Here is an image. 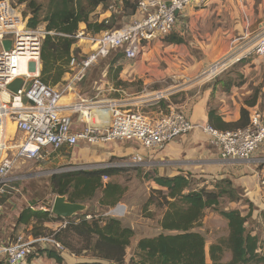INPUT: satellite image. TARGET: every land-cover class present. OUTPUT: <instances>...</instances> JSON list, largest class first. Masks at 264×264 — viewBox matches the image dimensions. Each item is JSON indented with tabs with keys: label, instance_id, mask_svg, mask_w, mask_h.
Listing matches in <instances>:
<instances>
[{
	"label": "built area",
	"instance_id": "obj_1",
	"mask_svg": "<svg viewBox=\"0 0 264 264\" xmlns=\"http://www.w3.org/2000/svg\"><path fill=\"white\" fill-rule=\"evenodd\" d=\"M211 1L138 0L134 14L121 28L95 35L77 31L68 63V71L72 74L69 84L80 82L87 71L113 51H121L127 60L136 59L145 44L162 41L173 33L178 16L186 7L206 8ZM262 25L259 35L262 38L256 46V53L264 57V23ZM46 35L53 33L46 31L45 24L28 28L21 13L8 0H0V94L7 96V100L0 101V200L10 194V190L18 192L8 177L17 160H39L50 152H59L63 148L73 150L81 144L134 142L145 150L155 151L197 127L218 146L219 158L225 162H251L254 154L264 148V110L259 109L249 112L246 127L226 131L217 130L210 124L194 126L176 108H170L154 118L143 112L126 111L117 104L110 106L113 109L108 120L100 117L96 125H90L83 114L89 111L82 104H62L69 84L59 88L40 79V54ZM4 41L11 43L9 51L4 50ZM83 46L87 47L85 51ZM228 60L226 56L215 62L205 73L216 76L228 67ZM16 79H21L22 85L13 94L6 87ZM6 119L15 125L17 133L25 137L21 144H12L16 149L13 160L6 153H9L10 144L15 140H3L7 139L4 136ZM129 158H122L120 165L141 167L137 157ZM260 161L264 164V158ZM261 185L264 186V181ZM3 210L0 201V216ZM122 211L123 206H117L110 210L109 215L119 217ZM36 244L43 246L40 251L62 253L65 250L54 238L30 237L26 240L18 236L0 247V261L4 264H24L30 256L38 254ZM45 245L50 249H46Z\"/></svg>",
	"mask_w": 264,
	"mask_h": 264
},
{
	"label": "rangeland",
	"instance_id": "obj_2",
	"mask_svg": "<svg viewBox=\"0 0 264 264\" xmlns=\"http://www.w3.org/2000/svg\"><path fill=\"white\" fill-rule=\"evenodd\" d=\"M8 1L14 8H16L19 11V13H21L23 19H25L26 22L29 18H31L30 12L28 10V5L31 2H36V4L38 3L42 6L40 19L43 18V15L47 10V3H48V0H8ZM237 1L242 3V6L239 7L236 5V2H234V6L236 9L240 8L245 11H248V6H247L248 0L245 1L237 0ZM212 4L214 3L211 2V5L209 4L210 6L208 7L210 8V11L208 13H211V11L214 9L212 12L214 13V17H212V19L210 20L211 25L206 24L205 27H200V28L202 29L204 35L205 34L212 35L215 32L219 31V35H217V37H219L218 39H221V41H224V38L227 39L226 36L227 28H230L231 25L235 23L236 20V18L232 19L230 16V14L234 12V10L232 6L226 7L225 2H222L220 5L217 6L215 5L212 6ZM261 4H262V0H254V7H253L254 14H260L258 10ZM132 6H134L132 0H130V3L128 5H125V3L122 0H108L106 3V10H102V7H97L90 15V20L94 22L96 19L99 18L98 13H105V11H108L111 13L109 15V19H110V22L108 24V26L110 27L109 30H116L129 22L131 15L128 14L131 13L133 9ZM25 14L27 15L26 18H24ZM217 14L219 15V17H216ZM263 20L258 21L257 24H259ZM38 26L41 27L44 26V24L41 23ZM262 26L263 25L260 24V28L256 29L254 33L249 34L252 37L254 36L257 37V40H255L256 42L254 48L255 51L257 44L262 38V35L259 36L261 33ZM197 27L199 28L198 24ZM243 34L242 36L239 35V37L240 36L241 37L236 39H243V37H245L243 36ZM191 35H192L191 33H188L185 35V37L183 38L181 37L182 43L184 42V45L187 48L194 47L192 45L194 41ZM172 37L177 38L178 35L177 36L174 35ZM234 37H237V34L233 35L231 38L234 39ZM230 39H227L225 41L228 42ZM232 39L230 43L232 42ZM203 41L204 42L208 41L207 44H205V47H207L206 50H209L210 47L209 44H211L210 39L204 37ZM212 41H214V39ZM162 43H168V42H166V40L164 39ZM215 46L216 45H213V48ZM228 46L229 45H227V48ZM194 49L195 50L193 49L187 50L189 56H187L184 59L186 64L192 63L193 59H196L198 61L199 59H201V49L200 48L196 49L195 47ZM211 51H213V49H211ZM122 55L123 53L121 51L111 52L106 58L100 60L89 71H87L84 78L80 82L76 83V87L81 90L82 97L88 98L89 103H91L94 107V111L99 110V109L95 110V108H110L111 105L117 104L120 105V107H122L124 110L130 108V110L132 111L144 113V111L140 110L139 108H136L139 106L138 104L130 105L131 103L134 102H129L130 99L129 94L131 92L142 91L143 84L139 83L138 79H136L131 83L128 82L123 83L120 79L121 69L119 70L118 68H121V66L119 64L123 63L122 66H125L126 64L132 65V63L134 62V61L127 62V60L124 59H123L124 61H119L122 58ZM226 55L227 54L225 53L222 56H220L221 58L219 57V59L216 62L224 59ZM136 60H140V58H137ZM262 60L263 63L260 65L261 66L260 71L259 72L257 71V73L253 71V73H250L249 77H247L248 80L246 79V83H249L248 88L249 91L251 92V95L244 100V102L246 101L245 102L246 104L252 103V101L256 103L258 98L255 96V94L257 92L261 93V101L258 106L259 110L262 109L264 110V59ZM241 69L242 68L239 66H231L230 68L227 67L225 70L220 72L218 77L226 78V76L231 75L234 76L235 78L232 79L235 80L234 82L236 83L244 82L243 75H241ZM206 70H208V68ZM206 70L204 72L203 70H194L192 71V74H189L187 77L190 80H192V82L195 83L199 82L200 79L208 78V75L205 73ZM256 74H258L259 77L257 82L260 81L261 79H263V81L255 86L252 80L256 78L255 77ZM191 90H193V88ZM68 93L69 92L67 91L64 93V95ZM2 97L3 95L0 94L1 100L6 99L5 96L3 98ZM189 97H192L191 93H189L188 98ZM62 102H65L64 99H62ZM66 102L69 103V100L68 101L66 100ZM100 110H105V109H100ZM94 120L95 122L98 121L96 118H94ZM248 120H249V114H248ZM6 132L7 134L5 133L4 136H7V139H3L4 142L5 140L8 141L10 139L15 140L10 144V147L12 146V144L15 145L17 144V142H20L23 138L22 134L16 132L15 125L12 122H9V124L7 125ZM114 144L122 145L127 143H114ZM15 150L16 149L12 146L9 153H6V155L8 154L9 158L12 160L14 159ZM67 150H62L59 152H50L39 160L26 161V162H21L20 160H17L14 163L12 170L8 174V177L12 181L11 185L14 188H16L18 192L16 193L10 190L11 193L5 195L0 200L3 203V207H4L3 212L5 211L7 213L6 214L4 212L5 214H3L1 219L2 221L6 220L7 222H9L8 224L10 228V233H8L9 236H7L3 240V242L0 244V247L6 245L9 241H13L18 236H22L26 240H28V238L30 237L54 238L56 236L58 239H60L61 242L60 244H63L62 246L65 249L63 252L70 255L72 259H75L79 262L92 261L94 259L92 253L84 249L86 246L85 239L80 238L74 233L73 230L74 226H71L69 224L71 220L69 221L66 218L63 219L60 217H56L51 213L49 222H43L41 224H37V227L34 228L33 226L32 227L22 226L17 224V218L23 209L28 208L30 206L33 207V209H39V210L51 212L53 201L55 197L58 196L53 194L50 188V178L55 174H61L66 171L73 172V171H89V170H100V169H119L121 170V172L118 175L112 178L108 177V179L107 178L102 179V184L106 185L107 183L112 182L120 185L124 189L120 202L126 204L127 207H124L123 204L120 205L116 204L114 207L108 209L105 207H100L99 204H97L98 198H100V195L102 196V193L100 191L97 192V194L94 196L92 200H90L84 205L86 207L85 212L95 214L96 218H101V217L104 218V216H110L109 215L110 210L116 208L117 206H123V211L121 213V216L119 217L113 216V217L119 219L123 227L130 228L134 233L131 239V244L126 249V255L124 259L125 264H128L130 262V258L132 256L135 257L134 252L138 242L141 239L152 238L163 233V231L160 228V221L166 211V208H165V204L159 205L158 203L159 202L158 200H161V198L158 196V194L155 193V190H159V188L153 182L154 176L149 171L146 172V169H142L141 167L121 166L120 165L122 163L121 159L110 157L109 159L104 160L103 157H100L99 155H96L97 159H94L93 161L89 162L87 165H72L70 162V157L73 150H68V151ZM64 151L68 152V154L65 153ZM2 156H4V154H2ZM239 163L240 164H238L237 166L235 164L233 165L232 163L230 165H227L229 170L223 175L222 174L210 175L208 173L192 174L193 186L201 187L203 185H207L208 188H211L212 184L216 180L227 178L230 179L231 182L233 181L232 184H234V186L239 191V193L242 194V199L238 203H228L227 200H224L221 202V204L218 206L217 209L218 210L233 209L240 211L242 216L249 215V219L245 225L246 228L249 231H251V233H253L254 231L258 230L255 227L259 226V223H255L256 221L254 220L253 222L251 216L252 214H255V211H258L261 208L260 206L262 204H264V196L262 197L263 200L262 203L261 202L257 203L256 202L257 198L254 195L255 192H253L248 187H242V182H244L243 180L244 177L247 176L252 177L253 175L251 174L252 173L251 171L252 170L254 171L255 169L253 165L250 166L252 170H249L248 169L249 165H247V163L245 162H239ZM241 164L243 166H241ZM247 189H249V191H247ZM150 197L152 198L153 202L149 206H147V208H145V205ZM261 213L262 214H260L259 219H261L262 221L264 218L263 216L264 212ZM87 219H90L89 216ZM77 222L75 224H77ZM194 231H198L205 237L207 262L210 263L208 256V248L212 244H215L217 241L227 238L228 236L227 223L224 219L220 217L218 211H214L210 209L204 213L203 218L199 222V225L194 229ZM34 234H36V236ZM260 242L263 244L262 241ZM41 247L43 246H40V244H36V251L38 252V254L37 256L35 255V257L33 258H38L42 255L39 254V248ZM44 247L46 249H50V246L45 245ZM138 259L139 258L137 257L135 258V260ZM229 260H230V254L225 253L223 256V261L225 262Z\"/></svg>",
	"mask_w": 264,
	"mask_h": 264
},
{
	"label": "crops",
	"instance_id": "obj_3",
	"mask_svg": "<svg viewBox=\"0 0 264 264\" xmlns=\"http://www.w3.org/2000/svg\"><path fill=\"white\" fill-rule=\"evenodd\" d=\"M211 2L214 3L212 6H217L222 2H225L226 7H233L234 12L231 13L230 16L232 19L236 18V20L230 28H227L226 36L227 39H230L233 35L237 34V37H234V39L231 38L232 42L230 43L231 39L228 42L225 41L227 40L226 38H224V41L218 39L219 37H217V35H219V31L212 35L203 34L200 27H205L206 24L211 25L210 20L214 17V13H212L214 9L211 13H208L210 11V8L208 7L211 3L206 6V8H196L194 6L186 7L179 14L176 27L173 33L168 36V40H166L168 43H162V40L145 44L139 54V56H141L137 57L140 58V60H136V58V61L134 59L128 61L124 55H122V58L119 60H127V62L134 61L132 65L126 64L125 66H122L123 63L119 64L121 66V81L123 83H131L138 79V82L143 84L142 91L131 92L129 94V102H134L130 105L138 104L139 106H135L136 108H139L144 111L146 115L154 118L161 113L167 112L170 108H176L181 110L194 126L209 124L208 115L211 110L216 112V116H218L223 123L234 125L240 120L242 109H246L248 112L252 109H259L258 106L261 101V93L257 92L255 94L258 99L256 103L252 101L254 105L251 107H249V103L246 104V101L244 102V100L251 95L248 88L249 83H246V79L249 77L250 73H253V71L256 73L257 71H260V65L263 63L262 59H264V57L258 56L254 50L257 37L249 35L254 33L256 29L260 28V24L264 23V0H262V4L258 10L260 14L253 13L254 0H248V11L240 8L236 9L234 2H236L237 6H242V3L237 0H212ZM98 14L99 18L95 21H110V12L105 11V13ZM216 17H219V15L217 14ZM260 20H263V23L260 22L257 24ZM197 24L199 25V28L197 27ZM77 31L91 34L86 31V25L84 23L79 24ZM188 33L192 34L191 36L194 41L192 45L196 49H201V59H199V61L193 59L192 63L186 64L184 59L189 56L187 50H195L194 47L187 48L184 45V42L182 43V38ZM242 34L245 36L243 39H236L240 38ZM174 35H178L177 38L181 40L180 43L171 42L172 38L177 39L172 37ZM239 35L241 36L239 37ZM204 37L210 39L211 44H209V50H206L207 47H205V44H207L208 41L204 42ZM213 39L214 41H212ZM213 45L216 46L213 48ZM227 45H229L228 48ZM86 49L87 47L83 46V50L85 51ZM211 49H213V51H211ZM225 53L229 58L227 62L229 68L231 66H239L242 68L241 75H243L244 82H234L235 80H232L234 76L231 75L226 76V78L218 77L220 73L216 76H208V78L204 77L205 79H200V81L196 83L192 82V80L187 77L189 74H192V71L194 70H203L204 72ZM39 71H41V64ZM70 75L72 74L67 71L62 77L61 82L56 86L60 88L66 87L71 80ZM255 77V79L251 80L256 86L261 83L263 79L257 82L259 79L258 74H256ZM76 83L78 82L69 84V89L65 91H68L69 93L63 96L65 102H62V104L65 106H68L71 103L82 104L89 111V113L85 111L83 112L84 117L89 120V116L91 115L90 112H94V107L89 103L88 98L82 97L81 90L76 87ZM192 88L193 90H191ZM188 91L191 93L192 97L188 98ZM66 100H69V103H67ZM128 110H130V108ZM98 111L107 112V110L100 109ZM100 117L102 118V116ZM5 123L8 124L9 122L6 121ZM126 143L127 144L122 145L112 143L107 146H84L81 144L78 148L76 147L73 149L70 162L72 165H87L89 162L97 159L96 155L103 157L104 160L109 159L110 157L118 159L128 158L129 156L137 157L142 163L141 168L146 169V172L149 171L154 177H174L181 173L223 175L229 170L227 165L232 163L237 166L240 164L239 162L232 161L228 163L222 161L219 158L218 146L211 138H209V136L204 134L197 127L188 134L176 138L172 142L155 151L145 150L134 142ZM62 150L67 149L63 148ZM64 152L68 154V152ZM262 158H264V148L255 153L252 161L247 163V165H249V170H252L250 166L253 165L256 171L254 170V173L252 170L251 174L253 176L244 177V182H242V187H248L255 192L254 195L257 198V203H262V197L264 196V187L261 185V181H264V164H261L260 161ZM241 166L243 165L241 164ZM247 191H249V189H247ZM99 199L100 198H98V201ZM120 201L117 204H123V202ZM123 206L127 207L126 204H123ZM260 207L261 210L259 209L258 211H255V214H252L251 216L252 221H256L255 223H259L260 226L255 227L258 230L254 231L252 235H257L259 241L264 243V218L262 221L259 219L260 214H262L261 212H264V204ZM105 208L108 209L111 207ZM4 212L3 214L6 213ZM3 214L0 216V244L7 236H9L8 233H10L9 222L6 220H3L5 221L3 222L1 219ZM27 226H32V223ZM61 256L63 258V264L79 263V261L72 259L70 255L65 252H62ZM24 264H56V262L54 259L48 258L45 254H42L38 258L27 260Z\"/></svg>",
	"mask_w": 264,
	"mask_h": 264
},
{
	"label": "trees",
	"instance_id": "obj_4",
	"mask_svg": "<svg viewBox=\"0 0 264 264\" xmlns=\"http://www.w3.org/2000/svg\"><path fill=\"white\" fill-rule=\"evenodd\" d=\"M108 0H48L47 10L41 16L40 4L31 2L28 5L31 18L27 20L28 28H36L45 24L47 32L40 54V79L43 83L56 86L68 71V63L72 46L76 39L74 35L81 23L86 25V31L91 34L109 30L110 21L92 22L90 15L97 7L106 10ZM125 5L130 0H122ZM136 10L138 0H132ZM27 15H24L26 18ZM168 40V37L165 39ZM170 41V40H169ZM180 43V39H171ZM119 70L121 68H118ZM254 103H249L251 107ZM249 112L241 110L240 120L234 124H225L216 116L215 111L209 112V124L217 130H236L247 126ZM112 144V143H111ZM121 172L119 169H100L89 171H73L55 174L50 178L51 192L58 196H66L71 203L86 204L101 192L98 204L100 207H114L121 199L124 189L116 183L102 184L103 177H115ZM215 181V180H214ZM153 182L160 188L155 193L161 198L159 205L165 204L166 211L161 218L160 228L163 233L152 238L141 239L135 249V257L130 258L128 264H263L264 243L257 235H252L246 228L248 216H242L240 211L233 209L218 210L222 201L238 203L242 194L232 184L230 179L216 180L211 188L207 185L193 186V175L179 174L174 177L155 176ZM153 202L150 197L145 208ZM218 211L220 217L227 222L228 236L217 241L208 248L210 263L207 262L205 237L194 231L207 210ZM50 211L25 208L17 218L19 225H31L50 221ZM89 218L91 219H87ZM74 218V219H73ZM74 226V233L85 239L84 249L90 251L94 259L77 264H125L126 249L131 244L134 235L130 228L122 226L119 219L113 216L96 218L95 214L81 212L66 218ZM90 220V221H89ZM78 221V222H77ZM77 222V224H75ZM31 226V227H32ZM36 236V234H34ZM54 239L60 242L56 236ZM63 245V244H61ZM225 253L230 254L229 261H223ZM54 259L56 264H63L60 252L53 250H39ZM35 256H30L28 260ZM139 258L135 260V258ZM0 264H4L0 261Z\"/></svg>",
	"mask_w": 264,
	"mask_h": 264
},
{
	"label": "water",
	"instance_id": "obj_5",
	"mask_svg": "<svg viewBox=\"0 0 264 264\" xmlns=\"http://www.w3.org/2000/svg\"><path fill=\"white\" fill-rule=\"evenodd\" d=\"M2 44L4 50L9 51L11 43L9 41H4ZM21 85H22V80L16 79L6 87V90L10 93L16 94L20 89ZM85 209L86 207L83 204L71 203L67 200L65 196H57L53 201L51 213L56 217L65 219V218L73 217L78 213L84 212Z\"/></svg>",
	"mask_w": 264,
	"mask_h": 264
},
{
	"label": "bare ground",
	"instance_id": "obj_6",
	"mask_svg": "<svg viewBox=\"0 0 264 264\" xmlns=\"http://www.w3.org/2000/svg\"><path fill=\"white\" fill-rule=\"evenodd\" d=\"M3 95V97L5 96L6 97V100H7V96L5 95V94H2ZM2 97V98H3ZM5 99V98H4ZM95 109H105V110H107V112L106 111H104V112H102V111H94V112H90L91 113V115L89 116V122H91V123H89L90 125H96V122H95V120H94V118H96L97 120L100 118V116H102V118H104L105 120H108V118L110 117V115H111V113H112V109H113V106L112 107H110V108H95ZM126 111H129L128 109H126ZM86 112V111H85ZM89 113V112H88ZM85 118V117H84ZM6 121H8V122H11L10 120H8V119H6L5 120V122ZM9 124V123H8ZM7 123H6V128H5V131H6V129H7V125H8ZM6 134H7V132H6ZM21 134V133H20ZM23 135V134H22ZM24 136H23V138H22V140L20 141V142H17L18 144H21L23 141H24Z\"/></svg>",
	"mask_w": 264,
	"mask_h": 264
},
{
	"label": "flooded vegetation",
	"instance_id": "obj_7",
	"mask_svg": "<svg viewBox=\"0 0 264 264\" xmlns=\"http://www.w3.org/2000/svg\"><path fill=\"white\" fill-rule=\"evenodd\" d=\"M28 208H30V207H28Z\"/></svg>",
	"mask_w": 264,
	"mask_h": 264
}]
</instances>
